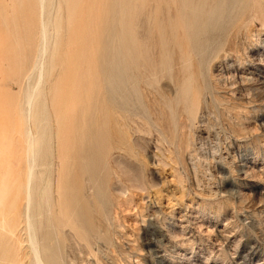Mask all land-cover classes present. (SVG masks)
Returning <instances> with one entry per match:
<instances>
[{
  "label": "rangeland",
  "instance_id": "obj_1",
  "mask_svg": "<svg viewBox=\"0 0 264 264\" xmlns=\"http://www.w3.org/2000/svg\"><path fill=\"white\" fill-rule=\"evenodd\" d=\"M41 1L0 0V212L15 231L0 226V264H35L30 150L54 216L65 184L76 231L52 246L66 264H264V6L194 32L185 0ZM118 60L138 88L126 111L105 88ZM83 134L98 136L91 160Z\"/></svg>",
  "mask_w": 264,
  "mask_h": 264
},
{
  "label": "bare ground",
  "instance_id": "obj_2",
  "mask_svg": "<svg viewBox=\"0 0 264 264\" xmlns=\"http://www.w3.org/2000/svg\"><path fill=\"white\" fill-rule=\"evenodd\" d=\"M185 1L187 5H185L184 11L182 13L190 12L197 16L195 20L189 22V26H192V28L194 29L193 31L195 32L196 29L199 30L201 27H205V28L214 27L216 24H219L217 20L222 21L228 12L236 8L235 6L238 5L239 2L248 3L250 0H204V4H202L203 6L199 4L197 5L196 3L193 2V0H185ZM208 1H212L210 2L211 3L210 5H206ZM24 2L25 0H10V3H14L15 5H23ZM43 2H42V5H43ZM127 2L128 0L118 1L120 5L122 4L126 5ZM251 2H253V5H263L264 6V0H254V1L252 0ZM106 11H108V9ZM205 13H208L209 18L206 19L205 22H202L200 20V15L205 14ZM215 17L216 19L214 20L216 22L215 21L213 22L212 18H215ZM41 29H42V26H41ZM43 30L45 29H42V31ZM29 36L30 35L27 36L26 40L27 41L33 40V39H28ZM42 36L44 37L43 33H42ZM45 40L46 39H44L43 41ZM34 46L36 48V44H34ZM38 50H39V47H37L36 52H38ZM38 63H39V59H37L34 62V66L36 67ZM114 63L118 64V66L115 65L114 67L115 69H113L108 74L106 85H105V88L107 91V97H108V104H110V106H112V108L116 110L120 109V111H126L129 107L133 105L132 101L135 100V98L137 97L136 92L138 88L134 84V79L131 76H129L128 73L124 70L122 60L121 61L118 60L116 62L114 61ZM33 93H31L32 97L34 96L32 95ZM31 96L29 93L27 94V97H28L27 99L29 100L28 103H30ZM30 134L31 133H29V136L32 135ZM84 135L85 134L76 137V141L80 146L86 145L87 149L85 151V155L86 157H89L91 160V158H93L92 153L96 150L98 151V136H84ZM32 138L33 137L29 139L30 140L29 143L30 145L33 146L34 140H32ZM46 153H47V156H46L44 164L48 165L47 162L49 160H52L53 150L49 148L46 151ZM106 157L107 156H104V157L101 156L98 158L100 160H104ZM37 163L38 162L36 159L35 150H30L29 167L27 169L28 171H26L27 174L25 173L27 175V183L25 185L26 186V203H27L26 212H25V224L28 230V236H30L29 243H30L32 254H33V259H34L35 264H66L64 258L60 254L61 246L56 245L55 248L52 246V241L54 240L56 243H59V244L62 242L61 241L62 239H60V236L58 235V233L63 234L64 228L65 229L70 228L76 231L75 228H73L72 225L69 223L68 219L67 221L64 220L65 218H67L64 215V211H65L64 203L68 198L67 195L63 193L64 192L63 190L65 189V184L63 181H59L56 187L57 192L59 193L57 203L59 202L58 204H60V207H59L60 211H59V215L56 214V216H54L53 209L56 206V201L52 197L54 189L51 185V178H49V180L47 181L48 182L47 186L41 187L42 185H40L41 182H40L39 173L35 171L38 166ZM82 172L87 174L88 176L87 178L88 183L85 187V190H87L89 193V196L87 197V199H90L94 196L96 186H98L97 182L93 180L95 173H93L92 170L87 171V169L82 170ZM18 180H21L22 182V179H18ZM18 182L20 183V181ZM38 191L41 192V196L39 198H38ZM73 191L75 192L74 195L78 197V193L76 189H74ZM1 207H4V206L1 205ZM37 210H39V216L41 220L39 222L33 218V213ZM7 212L8 211H5L4 213V210L0 212V215H1L0 226L5 229L4 231L6 233L12 236H15V231L12 229V226H14V222L12 221V219L8 220L9 218L8 216L9 215L11 216L12 214H14V211L13 209H11L8 213ZM55 222L59 223L58 224L59 226L58 225L55 226ZM48 225H52L51 227L53 226L55 227L49 230L46 228ZM74 236H71V237L73 238Z\"/></svg>",
  "mask_w": 264,
  "mask_h": 264
}]
</instances>
